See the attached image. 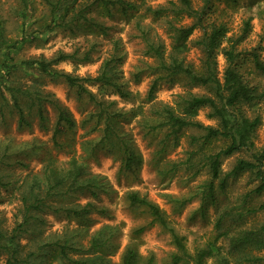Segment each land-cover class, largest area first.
I'll use <instances>...</instances> for the list:
<instances>
[{"label":"rangeland","instance_id":"374dc122","mask_svg":"<svg viewBox=\"0 0 264 264\" xmlns=\"http://www.w3.org/2000/svg\"><path fill=\"white\" fill-rule=\"evenodd\" d=\"M136 6L131 11L132 18L127 21L121 12L112 10L114 17L109 18L104 10L95 9L91 16L102 27L108 29L107 35L100 29L91 33L90 28L81 26L73 33L58 30L47 33L44 26L47 22L48 11L41 0H0V75L6 71V66H11L8 85L20 87H39V89L53 94L63 107L73 116L77 123L75 133H69L59 138L61 143H66L63 150L54 146L52 139L53 130L57 123V113L48 105L44 108L45 122H41L36 112L26 114L25 120L29 126L20 127L19 112L14 107L11 95L5 86L0 85V149L9 144L11 153L15 155L13 161H22L28 168L17 166L6 167L2 176L15 185L39 172L46 160L54 157L59 164L68 167L72 159L86 160L89 172L92 175L105 178L109 183V194L93 199L89 194H82L76 202L86 205L92 202L98 209H105L107 213H92L89 217V231L83 239L88 245L91 237L105 226L117 228L113 243L116 250L109 257L113 264H122V255L129 246L136 247L144 260L153 256L157 264H165L177 252L170 232L158 224H152V217L144 208H132L129 196L137 193L142 198H147L157 205L165 214L171 227L179 236L185 239V244L191 254L198 249L214 246L219 249L215 256L207 260V264H218L219 257H227L230 264H238L239 256L229 253V240L226 237L218 238L220 231L217 222L220 216L233 213L236 221L230 217L226 219V231L236 235L242 230L253 229L264 225V212L249 214L246 209H251L264 203V194L261 196L248 193L255 187L248 175L239 179H229L227 188L219 190V181L215 180V199L206 197V185L211 181V174L205 167L198 165L195 169H188V152L194 149L191 136L198 134L194 130H184L175 138L168 128L159 125L158 112L163 106H175L179 97L188 93L204 95L208 90L204 88H188L184 79L175 83L161 80L152 99L149 90L155 79L160 77L157 67L160 62L147 54V47L142 39L139 27H144L154 41L164 45L165 59L170 61L172 54V38L167 29L169 22L175 20L173 14L166 13L163 18L156 19L149 8L159 9L169 7L171 1L176 0H127ZM200 4V0H194ZM25 15L27 18H24ZM216 17L222 18L229 25L231 35H240L244 21L250 20L251 31L240 49L251 51L253 48L261 49V59L264 61V0H239L236 6L226 3L218 4ZM191 22L183 18L179 25H188ZM32 31L38 32L33 41L28 40L21 48L9 49L13 43L20 41L22 36L32 37ZM201 31H196L191 37L189 50H186L181 59L199 64L200 51L194 47L193 42L201 36ZM118 42L123 50L125 60L120 67L122 78L128 84V90L133 94V99L126 100L118 95H100L98 86H89L88 89L98 98L115 102L113 110L126 114L119 120L120 134L134 147L142 157V164L136 166L132 172L122 171V154L118 150H99L93 158H88L82 145L87 141H97L101 137L100 130L91 131L96 125L95 120L88 117L95 110L89 100L79 98L74 90L60 80L51 81L31 70H24L20 66L23 61L44 57L51 60L57 53L74 54L77 60L60 62L54 67L57 70L80 78H94L100 66L108 59ZM225 42L223 46H226ZM88 54V60L81 61ZM218 68L221 74L227 67L222 56L218 58ZM238 68L251 85L264 89V74L257 72L251 58L242 56ZM146 72L139 82L134 75L140 71ZM24 109V103H23ZM209 110L199 112L196 120L204 125H215L214 120L208 116ZM251 116H260L263 125L259 128L255 139L258 148L264 147V99L248 110ZM88 119V120H87ZM87 120V121H86ZM86 121V124H84ZM32 144L38 145V152H31ZM29 145L28 155H18V148ZM245 153L236 154L222 161V175L228 173L238 158H248ZM199 169L197 175H194ZM0 218L3 219L5 228L15 226V215L21 205L17 191H6L0 187ZM245 214L239 220L238 214ZM48 232L62 233L67 230L80 229L77 221H68L66 218L47 216ZM142 227L146 230L141 235L136 231ZM222 231V232H223ZM221 232V233H222ZM108 235V233H106ZM250 252V251H249ZM251 254L264 258V251L251 250ZM4 264V259L0 260ZM242 264H248L243 262ZM250 264V263H249ZM256 264H264L256 263Z\"/></svg>","mask_w":264,"mask_h":264},{"label":"trees","instance_id":"16d2710c","mask_svg":"<svg viewBox=\"0 0 264 264\" xmlns=\"http://www.w3.org/2000/svg\"><path fill=\"white\" fill-rule=\"evenodd\" d=\"M48 11V18L44 29L47 33L58 30L73 33L81 26L90 28L91 33L100 29L107 35L106 28L102 27L94 18L90 17L95 9H102L106 15L114 17L112 10L121 12L122 17L129 21L131 11L136 6L127 0H41ZM196 4L194 0L171 1L169 7L159 9L149 8L156 19L165 17L166 13L173 14L175 20L169 22L168 32L172 38V54L170 61L165 59L164 45L150 38L149 32L144 27H139L142 39L147 47V54L156 58L160 64L157 71L161 73L155 79L149 90V98L152 99L159 82L175 83L178 79H184L188 88H204L207 94L198 95L188 93L179 97L175 106H163L157 113L161 119L154 129L166 127L175 138L186 129L194 130L198 134L191 136L194 149L188 152V169L196 166L205 167L211 174V181L206 185V197L215 199L216 186L214 181H219V190L224 191L229 179H239L244 175L250 177L255 187L248 196H261L264 194V147L258 148L255 142L257 132L263 125L260 116H251L248 113L252 107L264 99V89L260 91L258 86H253L244 78L238 68V62L242 56L251 58L257 72L264 74V61L261 59V49L253 48L251 51L240 49L251 31L250 20L244 21V27L240 35L229 36L231 29L227 22L215 14L219 3L236 6L239 0H200ZM24 18H27L23 15ZM183 18L191 22L188 25H179ZM196 31H201V36L193 42L201 55L199 64L181 59L186 50H189V41ZM38 34L32 31V37L22 36L9 46L15 50L21 48L28 40L33 41ZM226 46H223L224 43ZM222 56L227 67L223 74L218 68V58ZM88 54L81 61L88 60ZM77 60L72 54L57 53L51 60L40 57L23 61L19 67L31 70L37 75L49 78L51 81H64L71 90H74L80 99L86 97L94 106V111L88 117L95 120L96 125L91 131L100 130L101 137L97 141H87L82 148L87 157L93 158L99 150H118L122 154V171L132 172L136 166L142 164V157L134 147L120 134L119 120L126 117L125 113L113 110L115 102H109L104 98L99 99L97 94L91 92L89 86H98L100 95H118L122 99L131 100L133 94L128 90V84L122 78L120 67L125 60L123 50L119 43L111 56L100 66L99 72L94 78H80L57 70L54 66L60 62ZM0 75V85L9 91L14 107L19 112L20 127L29 126L25 120L26 114L36 112L43 123L44 108L49 104L57 113V123L53 130L54 146L63 150L66 143H61L59 138L75 133L77 123L72 114L55 99L53 94L47 93L39 87H20L8 85L10 77V65ZM146 72L140 71L135 77L139 82ZM24 103V109H23ZM208 109V118L214 120L215 125H204L196 120L201 110ZM87 119V120H88ZM86 120V121H87ZM84 121V124H86ZM29 145L18 148V155H28ZM39 146L32 144V154L38 152ZM245 153L248 158H238L233 168L222 175V161L236 154ZM15 155L11 153L9 144L0 149V187L6 191H17L21 203L15 215V226L12 229L5 228L4 221L0 218V260L4 264H113L111 254L117 245L113 243L117 234V228L103 227L94 234L88 245L84 238L88 234L90 215L94 212L105 215V209H98L92 202L81 205L76 199L82 194H89L93 199H99L101 195L109 194V183L105 178L92 175L89 172L86 160L72 159L68 167L59 164L54 157H50L44 163L42 169L25 178L20 185L7 181L2 176V170L6 167L17 166L28 168L22 161H13ZM199 169L194 175H197ZM1 200V196H0ZM132 208H144L152 217V224H158L170 232L177 252L171 256L165 264H207V260L215 256L219 249L208 246L198 249L191 254L185 244V239L178 235L171 227L163 211L147 198L140 197L137 193L129 196ZM249 214L264 212V203L251 209H246ZM243 212V211H242ZM66 218L68 221L80 223V229L67 230L62 233L48 232L47 216ZM245 214L239 213L242 220ZM230 217L236 221L233 213L220 216L217 226L220 234L218 238L226 237L229 240V253L239 256L238 264L243 262L256 264L262 263L264 258L251 254V250L264 251V225L253 229L242 230L236 235L229 233V228L223 231ZM146 227L138 229L136 235H141ZM223 231V232H222ZM222 232V233H221ZM108 233V235H106ZM250 251V252H249ZM122 264H157L153 256L144 260L136 247L126 248L121 259ZM218 264H230L227 257H219Z\"/></svg>","mask_w":264,"mask_h":264}]
</instances>
